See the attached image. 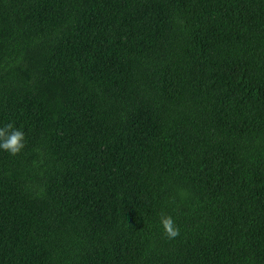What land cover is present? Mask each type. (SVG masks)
I'll use <instances>...</instances> for the list:
<instances>
[{
	"label": "trees",
	"instance_id": "16d2710c",
	"mask_svg": "<svg viewBox=\"0 0 264 264\" xmlns=\"http://www.w3.org/2000/svg\"><path fill=\"white\" fill-rule=\"evenodd\" d=\"M8 123L0 264H264V0H0Z\"/></svg>",
	"mask_w": 264,
	"mask_h": 264
},
{
	"label": "clouds",
	"instance_id": "9594fccd",
	"mask_svg": "<svg viewBox=\"0 0 264 264\" xmlns=\"http://www.w3.org/2000/svg\"><path fill=\"white\" fill-rule=\"evenodd\" d=\"M24 148L25 134L23 131L16 129L12 123L0 127V149L15 156L20 154ZM160 219L164 232L169 239H175L180 235L179 228L171 216L161 214Z\"/></svg>",
	"mask_w": 264,
	"mask_h": 264
}]
</instances>
